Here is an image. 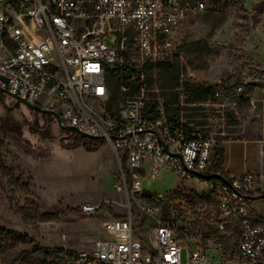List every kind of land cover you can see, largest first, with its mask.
I'll use <instances>...</instances> for the list:
<instances>
[{
    "label": "built area",
    "instance_id": "obj_1",
    "mask_svg": "<svg viewBox=\"0 0 264 264\" xmlns=\"http://www.w3.org/2000/svg\"><path fill=\"white\" fill-rule=\"evenodd\" d=\"M205 9L198 0H0V77L8 82L0 88L57 113L78 135L108 142L126 158L122 189L147 203L143 235L130 211L70 264H264V215L256 207L264 200V173L228 175L214 167L217 144L182 119L170 121L163 100L155 103V118L146 113L145 68L171 63L174 35ZM130 48L140 57L127 64L141 81L139 95L114 117L107 74L124 67ZM165 176L199 191L181 187L145 199L142 177ZM96 211L81 209L85 216ZM235 224L237 240L228 246Z\"/></svg>",
    "mask_w": 264,
    "mask_h": 264
},
{
    "label": "rangeland",
    "instance_id": "obj_2",
    "mask_svg": "<svg viewBox=\"0 0 264 264\" xmlns=\"http://www.w3.org/2000/svg\"><path fill=\"white\" fill-rule=\"evenodd\" d=\"M199 1L205 3L206 9L185 21L174 35L176 50L172 62L180 67L179 85L162 92L157 76L145 73L147 104L154 106L159 99H169L172 119L182 117L184 123L192 124L203 137L217 144L213 166L218 169L226 143L247 139L246 149L244 144L228 148L230 163L236 169L246 166L248 173L263 174L264 0H223L218 5ZM126 58L130 61L140 57L130 48L123 61ZM140 82L135 77L133 91H139ZM185 82L216 87L219 101L192 105L183 90ZM252 82L262 85L252 86L251 91L242 86L243 92L238 93L242 83ZM3 100L8 107L15 103L6 95ZM121 105L109 113L116 117ZM34 120V114L23 104L7 110L0 102L1 153L14 178L7 177L8 172L0 173V230L26 236L41 249H60L77 255L92 249L114 219L125 218L131 211L143 235L150 223L144 212L147 203L142 197H128L122 189L126 158L108 142L94 153L87 152L84 144L74 147L76 139L62 131L53 116L47 119L39 114L35 130ZM18 179L20 186L29 185V194L15 186ZM177 187L199 191L194 183L180 184L175 176L141 179V188L150 196H162ZM30 204L37 205L39 212L37 216L31 208L34 223L28 226L17 210ZM84 205H92L97 211L85 216L81 212ZM256 207L264 215V200L257 202ZM45 216L48 222L40 223ZM237 229V224L229 227L232 231L227 234L228 246L235 244ZM16 264L31 263L23 256Z\"/></svg>",
    "mask_w": 264,
    "mask_h": 264
},
{
    "label": "trees",
    "instance_id": "obj_3",
    "mask_svg": "<svg viewBox=\"0 0 264 264\" xmlns=\"http://www.w3.org/2000/svg\"><path fill=\"white\" fill-rule=\"evenodd\" d=\"M199 1V0H198ZM212 5H218L223 0H207ZM202 2V1H201ZM129 60L125 59V65L122 69L109 72L107 74V88L110 93V101L108 104V111L111 112L113 108H118L121 104L123 105L129 98L137 97L139 91H133L132 88L134 85H128L129 91L127 93H122V85L128 84L129 80L134 79L136 77V73L130 70L127 67ZM149 69V70H148ZM154 73L157 76V82L159 88L162 92L167 90H174L179 85V76H180V67L179 64H175L173 62L168 63L167 65H162L157 67L156 69L147 66L144 71L145 73ZM127 80V81H123ZM139 80V79H138ZM124 82V83H123ZM130 84V83H129ZM244 87L248 90H252L253 87L250 85H244L243 83L239 87ZM184 93L188 96L189 102L192 105L196 104H205V103H217L219 101V94L216 87H205L200 84L185 82L183 84ZM247 103L250 102V98L244 97L243 99ZM167 109L168 119L170 121H176L177 119H172L169 113V104L172 103L169 99L163 100ZM174 105L177 104V101L173 102ZM121 105V106H122ZM155 106V105H154ZM154 106H149L146 102V113L148 116L155 118L156 115L154 113ZM148 111V112H147ZM179 112V116H180ZM180 119V118H178ZM76 142L74 147H79L81 144H84V148L87 152H97L100 150L105 144V140H88L82 138L80 135H77L75 138ZM3 148V143L0 142V173H7L6 176L14 179L12 176V172L7 169L5 163L3 161L1 150ZM224 160V155H221L219 159V169L222 170L221 165ZM123 173L127 175V165L125 162ZM17 188L26 194H29L30 187L28 184L20 186V179L16 181ZM132 184L131 179L128 180V186ZM144 198L147 200L153 199V196L149 194H145ZM31 208H33L34 212L38 216L39 207L35 204L27 205L23 208H19L17 213L22 218L24 224L31 226L34 223V220L30 217V212H32ZM40 223L48 222V217H42L39 221ZM26 257L27 260L31 264H70L73 263L76 259L77 255L74 253L66 252L64 250L55 249H41L35 245V243L28 237L20 235L15 232L0 230V264H16L19 258Z\"/></svg>",
    "mask_w": 264,
    "mask_h": 264
},
{
    "label": "water",
    "instance_id": "obj_4",
    "mask_svg": "<svg viewBox=\"0 0 264 264\" xmlns=\"http://www.w3.org/2000/svg\"><path fill=\"white\" fill-rule=\"evenodd\" d=\"M0 81H2L5 85H7V83H8L7 80L4 79V78H2V77H0ZM248 85H250V86H256V87H260V86L262 85V83H261V82H257V83L252 82V83H249ZM5 95H6V96H9L13 101H15L13 107H8V106L4 103L3 98H4ZM0 102L2 103V105L4 106V108L7 109V110H12L13 108H15L16 106H18V105H20V104H23L24 106H26L27 109H28L30 112H32V113L34 114V117H35V120H34V123H33V129H34V130H35V124L37 123V120H38V116H39V114H43V115L46 116L47 119H49L50 116L55 117V119H56V121H57V125H58V127H59L62 131H64V132H69V133H71V132H75V133H77V131H76L75 128H73V127H66V126H63V125H62V122H61V119H60V116H59L57 113H55V112H53V111H45V110H42V109L36 108V107H34V106H31V105H29L25 100H22V99L18 98L17 96H12V95H10L6 89H2V88H0ZM80 136H81L82 138H85V139H88V140H98V139H96V138L89 137V136H87V135H85V134H80ZM162 145H163L165 151H167V147H166V145H165L164 143H162ZM211 177H213V178H217V179H219V180H223V178H222L221 176H219V175H213V176H211ZM205 178H210V177H205Z\"/></svg>",
    "mask_w": 264,
    "mask_h": 264
},
{
    "label": "crops",
    "instance_id": "obj_5",
    "mask_svg": "<svg viewBox=\"0 0 264 264\" xmlns=\"http://www.w3.org/2000/svg\"><path fill=\"white\" fill-rule=\"evenodd\" d=\"M197 105V104H196ZM180 119H182V117H180ZM183 121V120H182ZM189 125H192V124H189ZM196 128V127H195ZM198 129V128H197ZM253 141V140H252ZM255 142V141H254ZM248 140L247 139H241V140H237V141H231V142H227L226 143V147H225V151H224V160H223V163L221 165V168L222 170L224 171V173L228 174V175H240V174H244V173H248L246 171L247 167L244 166L242 169L240 168H234L232 166V164L230 163V160H229V156L227 154V151H228V148L233 146L234 144H244L245 146V149L247 148L248 146ZM257 143V142H256ZM258 144V143H257ZM259 147H260V151L261 153L263 154L262 152V147L260 146V144H258ZM261 159H262V156H261ZM263 161L261 160V166L263 167ZM147 178V177H146ZM154 180H157V179H154ZM179 187V186H178ZM177 187V188H178ZM177 188L171 190V191H174L176 190ZM143 190V189H142ZM144 191V190H143Z\"/></svg>",
    "mask_w": 264,
    "mask_h": 264
},
{
    "label": "flooded vegetation",
    "instance_id": "obj_6",
    "mask_svg": "<svg viewBox=\"0 0 264 264\" xmlns=\"http://www.w3.org/2000/svg\"><path fill=\"white\" fill-rule=\"evenodd\" d=\"M69 137H71V138H76L77 137V133H75V132H71V133H69V132H65Z\"/></svg>",
    "mask_w": 264,
    "mask_h": 264
}]
</instances>
